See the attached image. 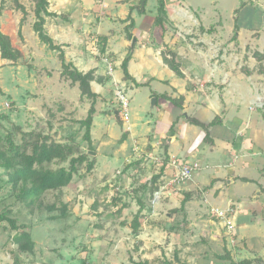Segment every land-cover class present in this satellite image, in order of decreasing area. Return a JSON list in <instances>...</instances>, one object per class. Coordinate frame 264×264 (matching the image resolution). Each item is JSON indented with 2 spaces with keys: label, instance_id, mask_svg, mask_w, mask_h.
Instances as JSON below:
<instances>
[{
  "label": "rangeland",
  "instance_id": "rangeland-1",
  "mask_svg": "<svg viewBox=\"0 0 264 264\" xmlns=\"http://www.w3.org/2000/svg\"><path fill=\"white\" fill-rule=\"evenodd\" d=\"M176 1L182 4V0ZM183 1L195 16L190 14L175 21L167 16L166 30L179 44L188 45L197 54L213 55L210 60L213 70L258 75L255 82L261 89L259 103L263 107L264 1ZM236 24L244 29L241 39L234 38ZM94 27L86 32L84 46L96 44L101 49L108 45L107 38L94 33ZM132 38L136 39L134 33ZM153 40L159 42L161 37ZM41 46L44 44L31 40L22 59L4 66L0 64V151L5 153V158L0 160V213L14 219L19 228L15 231L8 222H0V264H25L24 256L30 261L34 258L40 261L42 257L61 264H239L243 261L239 241L230 251L223 233L211 238L210 231L215 228L211 225L214 219L211 208L198 209L201 217L193 215L191 220L186 209H181L187 193L177 189L185 184L174 181L173 167L168 170L169 180L149 183L157 176L156 171L161 172L166 160L163 155L154 154L151 145L144 146L145 151L131 145L123 150L122 156L118 155L119 140L125 131L120 127L124 123L121 117L115 118L117 105L112 100L113 92L107 89L104 95L96 94L98 86L91 72V91L84 93L79 83L62 76L59 51L51 52L48 46L43 49ZM100 57V61L104 59ZM183 64L189 66L187 60ZM227 78L224 75L206 85L222 94L236 82ZM197 85L193 83L192 87ZM155 89L160 86L141 89L130 101L131 123L136 125L134 131L140 141L148 128L157 129V134L169 131L168 120L177 115L172 104H160L151 112L149 96ZM92 110L91 129L94 125L96 130L95 141L90 145L84 136L85 122ZM114 123L118 127H105ZM186 123L183 119L180 125ZM180 129L182 134L181 126ZM199 139L192 135L190 147ZM36 144L72 149L71 155L68 150L65 161L60 153L55 154L43 167L46 171L62 168L70 171L74 166L75 172L68 185L25 199L32 183L23 180L16 183L12 177L22 168L25 155L33 153ZM17 150L20 157H14ZM78 158L84 159L73 163ZM6 162L10 163L9 167L5 166ZM38 167L36 164L33 168ZM201 171L195 174L194 181ZM161 187H167L165 192L169 193H162ZM194 195L201 199L203 191ZM135 225H138L136 232ZM23 231L34 242L30 252L22 251L17 244L16 238ZM174 234L179 238L182 234L184 240Z\"/></svg>",
  "mask_w": 264,
  "mask_h": 264
},
{
  "label": "crops",
  "instance_id": "crops-1",
  "mask_svg": "<svg viewBox=\"0 0 264 264\" xmlns=\"http://www.w3.org/2000/svg\"><path fill=\"white\" fill-rule=\"evenodd\" d=\"M29 1L19 0V4L25 9L24 13L17 8L15 0H0V33L10 38L13 48L20 52L21 59L25 50L30 48L31 40H35L38 45L42 43L34 31V24L37 21L35 3ZM158 1L148 0L146 13L140 15L137 9L140 0H48V11L55 15L52 17L44 15L45 30L55 45L61 47L66 63L73 64L83 74L94 73L96 81L93 82L98 86V90L94 91L96 94L104 95L102 93L107 89L113 92L112 100L117 105L115 118L121 117L119 104L115 98V83L125 87L131 99L141 89L153 88L158 84L160 89L152 90L149 96V99H157L156 106L150 107L151 112L160 104H172L162 98V95L173 99L184 97L182 108L174 105L177 115L176 118L168 120V123H171L169 131L163 130L157 134V129L148 128L147 135L140 141V137L134 131L136 125L131 123V117L129 123L123 121L120 127L121 130L128 132V136L121 144L118 155L122 156L123 150L131 145L142 151H145L144 146L151 145L154 154H161L166 159L160 169L161 172H155L157 176L161 175L160 181L169 180L168 170L171 169L173 160H177L180 164L200 162L202 171L197 180L193 179L177 188L190 196L191 201L186 203L185 207L189 219H193V215L197 218L201 217L198 209L208 211L212 206L227 208L232 205L236 210L234 220L237 226L236 236L242 249L243 260L264 261V116L262 114L264 110H258L263 109L264 106H260L261 89L255 82L259 76L256 74L247 76L243 72L234 74L225 71L224 73L223 70L226 69L213 70L211 67L213 64L210 62L213 55L208 57L202 52L197 54L188 45L179 44L173 34L166 30L165 25V30L155 26ZM165 1L170 21L182 20L190 14L195 16L183 0L181 5L176 0ZM129 15H132L135 22L133 28L130 27L131 21H128ZM91 27H94V33L107 38L108 45L104 43L101 49H97L94 46L96 44H89L87 48L84 46L88 38L86 32H91ZM132 29L134 30L131 31ZM239 29L237 39H241L244 32L243 28L239 27ZM132 33L136 37V43L132 42L134 38L132 40L128 38V34L132 36ZM157 36L161 37V41L153 40ZM45 46L47 47L44 44L41 48ZM86 49L90 52H86ZM166 51L176 54L178 63L182 64L183 77H179L165 64L163 52ZM98 55L99 58L103 56L104 59L100 61ZM127 56L131 57L128 71L133 80L125 79L122 68ZM186 60L188 67L183 64ZM10 63L15 61L3 58L0 49L1 66ZM108 65L113 67V76L108 72ZM224 75L228 80H236L230 88H225L224 93L218 94L216 90H212L213 88L207 87V82L217 81ZM98 77H101L100 82ZM136 82L146 85L137 87ZM193 83L199 85L193 88ZM160 111L163 112V109ZM191 118L206 125L218 118V121L209 127V139H205L207 135L205 130L189 122ZM183 119L187 123L180 125ZM148 124L151 125L150 122ZM114 125L116 124L105 127L110 129L118 127ZM180 126L183 129L182 134ZM92 127L93 143L96 129L94 125ZM192 135L195 139L197 137L200 139L196 145L190 147ZM186 147L188 148L185 150ZM198 158L203 161H197ZM161 188L162 193H169L165 192L167 187ZM199 191H203V197L194 198V194ZM211 223L215 227L210 231L211 238H218L221 234L220 225L216 219ZM174 237L184 240L182 234L180 238L176 234ZM24 257L25 264H61V261L51 262L42 257L40 261L35 258L30 261L27 256Z\"/></svg>",
  "mask_w": 264,
  "mask_h": 264
},
{
  "label": "trees",
  "instance_id": "trees-1",
  "mask_svg": "<svg viewBox=\"0 0 264 264\" xmlns=\"http://www.w3.org/2000/svg\"><path fill=\"white\" fill-rule=\"evenodd\" d=\"M35 3V15L37 18L36 23L34 24V31L38 34L39 39L41 42L49 47V49L53 51H59V58L62 63V76L63 77H68L72 83H79L80 88L84 93H90L91 91V86L90 83L93 81V74L87 73L83 74L77 69H73V64L71 63H66L65 55L64 52L62 51L60 46L55 45L53 39L49 36L47 31L45 30V23L46 20L44 18V15L47 17H52L55 14L50 13L48 11L49 7V2L48 0H32ZM148 0H140V4L137 7L138 13L140 15H144L146 13V6H147ZM16 6L18 9L22 10L25 13V9L23 6L19 4V0H15ZM244 5V3H243ZM242 5V6H243ZM158 14L157 17L155 18V26L162 27L164 28L165 22L167 20V10H166V1L165 0H159L158 1ZM128 21H131L130 27L135 26V22L132 18V15H129ZM239 26L236 24L235 26V36L234 38H238V32H239ZM128 38L131 39L132 36L128 34ZM0 49L2 53V57L5 59H9L12 61H16L20 58L21 54L19 51H16L12 44L11 40L8 36L0 33ZM131 57L127 56L125 61L122 64V68L124 71L125 79L127 80H133V78L130 76L129 71H128V65L130 62ZM163 60L168 67L174 71L179 77H183V72L181 71V66L178 64L176 61V54L174 52H163ZM137 87L140 86H145V83H137ZM154 96L157 97L156 94ZM162 98L165 100L171 102L173 105H175L178 108L183 107V102H184V97H180L179 99H173L170 98L166 95H162ZM93 110L91 111L87 121L85 122V126L87 128L86 133H85V140L92 145V139H91V125L93 122ZM218 121V118H215V120L209 124L206 125L199 120L195 118L189 119V122L193 125H196L203 130L207 132L206 138L209 139L210 134L208 132L209 127L214 125ZM128 132H124L122 134L121 139L119 140V143H124V141L127 139ZM39 143V142H38ZM67 150V151H66ZM69 150V152H68ZM67 152L69 155L72 154V149H67L65 146L61 145H51L47 146L45 144H36L33 150V153L31 155H25V161L21 169L16 170L15 174L13 175L14 181L17 183L19 180H23L24 182H31L33 187L31 188L30 191H27L25 194L26 197L29 198V196L32 197H38L40 196L45 190L47 189H53L57 187H63L68 185L72 178L73 174L75 172L74 166L70 169V171L62 168L58 171H50V170H45L43 167L44 162H49L53 159L55 154H61V159L64 161L67 159L66 155ZM21 154L17 150L15 152L14 157H20ZM13 157V158H14ZM24 157V156H23ZM5 158V153L0 151V160ZM80 159V158H78ZM81 158L80 160H73V163L77 161H82ZM39 165L37 169H34V165ZM10 163L6 162L5 166L9 167ZM165 168V167H164ZM164 168L162 170H164ZM161 175L153 177L149 183H153L154 181L160 179ZM190 200V196H186L185 200L182 202V207L181 209H185L186 203ZM0 222H8L10 226L12 227L13 230L19 231L18 226L16 225V221L12 218H9L7 215L0 213ZM138 229V225H135L134 231L136 232ZM25 240V243H22V241ZM17 244L21 245V250L22 251H32L34 249V242L31 239V236L27 232H22L19 234L16 238ZM264 264V261L261 259H256V260H243L239 264Z\"/></svg>",
  "mask_w": 264,
  "mask_h": 264
},
{
  "label": "built area",
  "instance_id": "built-area-1",
  "mask_svg": "<svg viewBox=\"0 0 264 264\" xmlns=\"http://www.w3.org/2000/svg\"><path fill=\"white\" fill-rule=\"evenodd\" d=\"M108 72L111 76H113V67L111 65H109ZM115 86V98L119 104V113L122 117V120L125 123H129L131 117V97L125 87L120 86L118 83H115ZM171 166L174 168L175 172L174 181L178 184L191 182L194 179L195 174L201 170V165L198 162L180 164L177 160H173L171 162ZM157 198H160V193L157 194ZM210 208L211 215L220 225L221 233H223L224 239L231 251L238 245V238L236 236L237 226L234 221L236 217V210L232 205H229L227 208L213 206Z\"/></svg>",
  "mask_w": 264,
  "mask_h": 264
},
{
  "label": "water",
  "instance_id": "water-1",
  "mask_svg": "<svg viewBox=\"0 0 264 264\" xmlns=\"http://www.w3.org/2000/svg\"><path fill=\"white\" fill-rule=\"evenodd\" d=\"M133 43H136V39H134ZM156 104H157V99L156 98H153L152 99V103H151L152 108H154L156 106Z\"/></svg>",
  "mask_w": 264,
  "mask_h": 264
}]
</instances>
